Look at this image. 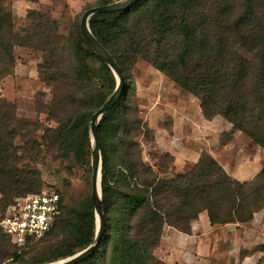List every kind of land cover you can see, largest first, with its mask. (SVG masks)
Masks as SVG:
<instances>
[{
	"label": "trees",
	"instance_id": "16d2710c",
	"mask_svg": "<svg viewBox=\"0 0 264 264\" xmlns=\"http://www.w3.org/2000/svg\"><path fill=\"white\" fill-rule=\"evenodd\" d=\"M27 18L28 25L14 32L12 15L0 0V79L11 71L14 46L39 52L38 75L51 90L45 110L56 124L45 134L63 153L77 151L87 141L91 115L113 91L111 71L79 26L76 37L67 38L48 15L32 9ZM89 25L121 67L124 91L98 124L104 233L96 251L78 264H166L153 254L164 225L188 233L203 211L210 224L251 220L264 207V167L252 180L239 181L203 154L190 170L160 178L143 161L138 137L148 127L128 101L132 85L126 84L125 68L145 60L194 95L203 110L224 117L264 148V0H139L125 12L94 14ZM14 122L11 105L0 99L4 205L13 195L38 193L40 184L39 172L20 164ZM94 235L92 198L76 208L60 195L59 212L42 236L16 246L0 228V264L19 261L36 240L45 243L28 264L55 261L87 247Z\"/></svg>",
	"mask_w": 264,
	"mask_h": 264
},
{
	"label": "rangeland",
	"instance_id": "374dc122",
	"mask_svg": "<svg viewBox=\"0 0 264 264\" xmlns=\"http://www.w3.org/2000/svg\"><path fill=\"white\" fill-rule=\"evenodd\" d=\"M97 2L2 0V5L12 15L14 32L19 33L28 25L27 14L33 9L56 20L59 35L73 38L82 13L97 6ZM12 55L11 71L0 79V99L9 103L15 113L13 127H19V134L14 142L22 149L18 153L20 164L39 172L37 192L56 189L64 204H74L77 208L91 197L90 120L87 141L79 143L77 151L70 147L63 153L56 144H50L45 131L56 124L45 110L51 90L38 75L40 53L16 45ZM93 64L98 65L96 61ZM111 75L115 88V77L112 72ZM125 78L126 84L132 85L128 101L148 127L146 136L138 137L141 157L160 178L190 170L203 154H209L239 181L252 180L264 167V148L233 129L224 117L203 110L194 95L150 63L137 58L125 68ZM208 187L213 189V179H209ZM32 193L36 191L13 195L8 205L0 204V220L10 206ZM1 199L0 193V202ZM44 243L34 241L19 261L5 264H28L36 253L34 249ZM263 244L264 207L243 223L210 224L203 211L191 222L188 233L164 225L153 254L166 264H264Z\"/></svg>",
	"mask_w": 264,
	"mask_h": 264
},
{
	"label": "water",
	"instance_id": "95a60500",
	"mask_svg": "<svg viewBox=\"0 0 264 264\" xmlns=\"http://www.w3.org/2000/svg\"><path fill=\"white\" fill-rule=\"evenodd\" d=\"M139 0H115L113 2L97 5L86 9L79 21V31L94 53L108 66L115 77L116 85L112 94L91 115L89 122V134L91 140V198L95 216V235L93 241L84 249L63 259L46 264H78L91 256L98 248L100 239L104 233L105 220L102 209L101 190V147L99 143L98 124L102 116L120 100L124 91V76L121 67L110 52L94 36L90 29L89 21L94 14H106L113 12H125L133 7Z\"/></svg>",
	"mask_w": 264,
	"mask_h": 264
},
{
	"label": "built area",
	"instance_id": "2783aa9c",
	"mask_svg": "<svg viewBox=\"0 0 264 264\" xmlns=\"http://www.w3.org/2000/svg\"><path fill=\"white\" fill-rule=\"evenodd\" d=\"M59 209V192L43 189L10 206L0 220V228L13 244L22 246L28 238H38L47 232Z\"/></svg>",
	"mask_w": 264,
	"mask_h": 264
}]
</instances>
